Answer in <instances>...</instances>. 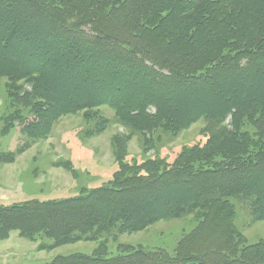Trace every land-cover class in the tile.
Wrapping results in <instances>:
<instances>
[{
  "label": "trees",
  "instance_id": "16d2710c",
  "mask_svg": "<svg viewBox=\"0 0 264 264\" xmlns=\"http://www.w3.org/2000/svg\"><path fill=\"white\" fill-rule=\"evenodd\" d=\"M0 75L30 84L7 87L18 91L16 110L2 131L18 120L22 131L44 133L59 116L93 118L102 106L140 131L173 135L199 118L230 116L173 164L132 161L110 183L75 197L0 205V240L17 231L54 248L195 208L198 228L173 254L127 247L47 264H264V243L245 245L231 223V200L264 219V0H0ZM202 87L209 91L196 97ZM9 153L0 151V161ZM214 212L220 216L211 221ZM210 224L222 242L192 245Z\"/></svg>",
  "mask_w": 264,
  "mask_h": 264
},
{
  "label": "rangeland",
  "instance_id": "374dc122",
  "mask_svg": "<svg viewBox=\"0 0 264 264\" xmlns=\"http://www.w3.org/2000/svg\"><path fill=\"white\" fill-rule=\"evenodd\" d=\"M40 25L42 23L38 19L32 21V26ZM23 81L12 82L0 75V151L14 152L13 157L10 153L7 155L8 161H0L1 206L75 197L83 190L110 183L120 173L123 164L132 161L141 163L147 158L159 157L167 164H173L186 149L202 145L211 130L226 126L230 118L217 119L216 123H212L209 117L199 118L173 135L161 128L152 132L140 131L120 121L112 110L102 106L94 110L93 118L86 117L84 111L59 116L44 133L22 131L21 122L12 118L15 121L2 131L5 128L2 121L15 109L14 102L11 103L18 92L7 87L16 83L15 86L30 90V84ZM221 86L239 89L234 81H225ZM194 89L187 90L191 92ZM187 90L181 92L182 98L188 95ZM206 91L209 89L196 88V97ZM146 140L151 144L149 147ZM177 191L175 189L174 192ZM231 201V223L237 228L243 243H264V219H256L249 203ZM219 216L214 212L209 219L212 221ZM199 218L194 208L174 217L158 219L141 230L121 232L113 228L99 239L80 240L54 248L40 247L42 243L48 245L49 239L29 241L20 237L17 231H12L6 239L0 240V264H47L57 256L72 253L110 257L127 247L161 249L173 254L183 239L198 228ZM211 226L214 224L200 227L192 245L196 242L201 244L203 240L222 242L223 234ZM223 247L226 249L227 244Z\"/></svg>",
  "mask_w": 264,
  "mask_h": 264
}]
</instances>
